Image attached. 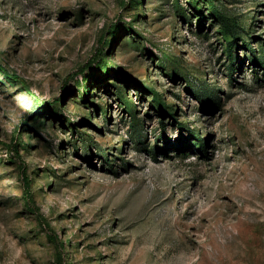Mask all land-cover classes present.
Masks as SVG:
<instances>
[{"label": "rangeland", "instance_id": "1", "mask_svg": "<svg viewBox=\"0 0 264 264\" xmlns=\"http://www.w3.org/2000/svg\"><path fill=\"white\" fill-rule=\"evenodd\" d=\"M0 264H264V0H0Z\"/></svg>", "mask_w": 264, "mask_h": 264}, {"label": "trees", "instance_id": "2", "mask_svg": "<svg viewBox=\"0 0 264 264\" xmlns=\"http://www.w3.org/2000/svg\"><path fill=\"white\" fill-rule=\"evenodd\" d=\"M2 72H3V70H2ZM28 93H29V91L28 90H26ZM30 94V93H29ZM16 153H17V151H16ZM25 205H26V207H28V208H30V203L26 200L25 201Z\"/></svg>", "mask_w": 264, "mask_h": 264}]
</instances>
